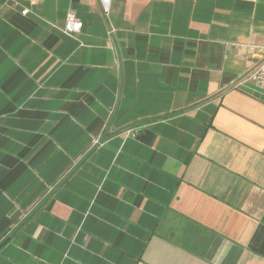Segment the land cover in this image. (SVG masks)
Segmentation results:
<instances>
[{
	"label": "crops",
	"instance_id": "obj_1",
	"mask_svg": "<svg viewBox=\"0 0 264 264\" xmlns=\"http://www.w3.org/2000/svg\"><path fill=\"white\" fill-rule=\"evenodd\" d=\"M263 57L264 0H0V264H264Z\"/></svg>",
	"mask_w": 264,
	"mask_h": 264
},
{
	"label": "built area",
	"instance_id": "obj_2",
	"mask_svg": "<svg viewBox=\"0 0 264 264\" xmlns=\"http://www.w3.org/2000/svg\"><path fill=\"white\" fill-rule=\"evenodd\" d=\"M101 9L104 14L108 15L111 8V0H98ZM21 14L25 15L29 12L27 7H22ZM83 23L77 17L74 11H68L65 15L64 24L62 31L69 35H76ZM244 81H251L256 87L264 91V57L250 70H248L244 76L233 82L234 86L241 84ZM99 140L96 138L93 140L92 144H97ZM264 153V148L262 149Z\"/></svg>",
	"mask_w": 264,
	"mask_h": 264
}]
</instances>
